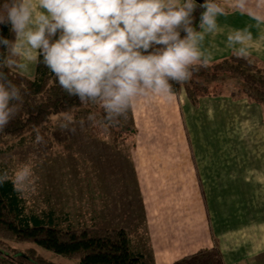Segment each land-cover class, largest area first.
I'll use <instances>...</instances> for the list:
<instances>
[{
	"label": "clouds",
	"instance_id": "9594fccd",
	"mask_svg": "<svg viewBox=\"0 0 264 264\" xmlns=\"http://www.w3.org/2000/svg\"><path fill=\"white\" fill-rule=\"evenodd\" d=\"M230 6L248 11V0H232ZM225 15L218 0H0V132L24 102L22 87L9 76L29 68L21 57L31 60L38 53L69 97L102 109L100 118L90 112L88 122L116 127L140 98L171 100L175 86L209 66L203 43ZM250 15L264 23V0ZM250 39L243 29L228 35L237 59H249ZM76 123L65 113L59 127L75 132ZM34 142H45L39 131ZM8 182L21 198L35 192L31 163L11 174L0 171V185Z\"/></svg>",
	"mask_w": 264,
	"mask_h": 264
},
{
	"label": "rangeland",
	"instance_id": "374dc122",
	"mask_svg": "<svg viewBox=\"0 0 264 264\" xmlns=\"http://www.w3.org/2000/svg\"><path fill=\"white\" fill-rule=\"evenodd\" d=\"M218 2L226 10H235L230 6L232 0ZM233 13L230 12L226 18L229 24L248 20V17ZM248 52L252 62L264 68V57L250 50ZM33 55L36 58L31 60L26 55L21 57L29 64V68L23 73L29 78H33L36 72L38 53ZM222 62L209 61L207 68L192 77V80L206 85L209 90L216 92V96L221 97L204 100L199 109H194L189 104L186 92L171 100L164 97L140 98L136 107L122 118L124 122L137 128L138 139L131 136L130 139L125 138V141L115 142L110 136L94 135V124L87 121V116L90 112H95L98 118L99 115L94 107L88 106L74 117L77 121L75 132L61 130L59 124L62 117H57L54 119L52 132L43 135L44 143L36 144L34 135L21 144L15 143L10 152L0 154V169H6L11 174L19 165L31 163L36 177L35 192L24 196L30 211L38 214L53 211L54 219H58L64 229L100 228L105 223L112 227H126L135 243L133 248L144 253L146 263L150 264L147 260L150 255L149 247L144 241L147 235L137 189L138 179L132 160L136 145H142V138L154 145L160 143L165 152L189 151L191 144L188 139L192 138L193 151L198 149L202 156L199 169L206 178L205 154L214 156V167L217 161H221L226 169L222 159L229 145L217 143V138L224 136L223 132L227 134L225 138L233 140L229 141L232 150L236 149L241 154L253 149L242 148L240 140L253 144L258 141L257 138L260 140L264 136V106L247 101L236 102L231 97L241 87V83H237L240 82L239 75L230 72L225 77L220 75L216 77V81H211L213 79L210 74L216 67L224 69ZM220 73L222 72L218 71ZM80 120H84L83 126L79 124ZM210 140L214 142L210 143ZM211 144H214L212 148ZM257 153L254 161L247 159L244 186L240 178L241 172H235L233 163L229 162L227 165L233 176L237 174L240 190H245L241 200L253 214L264 212V152ZM221 170L222 168H218L214 173L222 172ZM259 181L260 184H257ZM215 192L222 194L220 190ZM137 236H141V244H146L139 246ZM44 253L54 261L80 264L78 260L51 252ZM228 262L233 264L230 260Z\"/></svg>",
	"mask_w": 264,
	"mask_h": 264
},
{
	"label": "crops",
	"instance_id": "0c3cea01",
	"mask_svg": "<svg viewBox=\"0 0 264 264\" xmlns=\"http://www.w3.org/2000/svg\"><path fill=\"white\" fill-rule=\"evenodd\" d=\"M258 3L259 0H248V11L227 9V15L218 18L217 31L208 34L203 43V51L210 62L216 63L233 56L235 48L229 46L227 37L239 29L247 30L251 34V39L246 41L247 50L264 57V23L258 24L250 15V11L256 9ZM230 12L248 17V20L229 24L226 18ZM182 93L173 97H180ZM210 98L221 97L203 98L198 107L193 106L187 99L194 109H199L204 100ZM232 98L236 102L250 103L245 98ZM222 134L224 136L217 138V143L223 145L224 142L229 145L222 159L226 169L221 161H217L214 167V156L205 154V170L208 175L206 178L199 169L202 156L198 149L193 151L192 138L188 139L191 144L189 151L185 148L186 151L165 152L160 143H147L145 138H142L141 146L136 145L132 160L138 179L137 189L147 235L144 241L149 247L150 255L147 260L150 264H177L203 249L213 248L221 251L224 264H229L228 260L233 264H264V212L253 214L248 211V206L241 200L245 190H240L237 174L233 176L227 167L229 162L233 163L235 172H241L240 178L244 186L243 176L248 169L247 159L254 161L258 151L264 152V136L260 140L257 138L258 141L253 144L240 140L242 148L253 149L241 154L236 149L232 150L229 141L233 140L225 138L227 134L224 132ZM211 142L214 141L210 140ZM213 146L214 144H211V148ZM218 168H222V172L215 174L214 171ZM257 184H260V181ZM215 190H220L222 194L216 193L217 191L214 193ZM105 224L100 228L125 229L128 233L126 227ZM129 238L133 246L135 243L130 235ZM136 238L139 246L145 243L141 244V236ZM142 254L144 263L148 264L145 254Z\"/></svg>",
	"mask_w": 264,
	"mask_h": 264
},
{
	"label": "trees",
	"instance_id": "16d2710c",
	"mask_svg": "<svg viewBox=\"0 0 264 264\" xmlns=\"http://www.w3.org/2000/svg\"><path fill=\"white\" fill-rule=\"evenodd\" d=\"M199 2V1H198ZM8 35L7 28L3 29ZM224 69L216 67L209 76L216 77L233 73L239 75L241 87L231 94L245 98L251 103L264 106V68L252 62L231 56L222 62ZM222 72L218 74V71ZM229 75V74H228ZM10 78L22 87L24 102L16 118L0 132V154L10 152L14 144H21L37 131L42 135L52 132L54 119L71 113L77 117L80 110L92 106L102 117V109L93 104H81L69 97L59 86L55 76L40 62L38 56L33 78L9 72ZM186 92L195 107L203 98L216 96L199 81L190 80L174 87V95ZM214 92V93H213ZM94 135L110 136L115 142L135 139L137 128L122 119L116 127L94 124ZM124 136V137H122ZM2 171V169H0ZM54 212L38 214L30 211L26 200L13 190L11 182L0 185V264H65L50 259L44 252L78 260L80 264H145L144 255L136 251L125 229L79 228L64 229L54 219ZM177 264H224L219 249L201 250Z\"/></svg>",
	"mask_w": 264,
	"mask_h": 264
},
{
	"label": "water",
	"instance_id": "95a60500",
	"mask_svg": "<svg viewBox=\"0 0 264 264\" xmlns=\"http://www.w3.org/2000/svg\"><path fill=\"white\" fill-rule=\"evenodd\" d=\"M199 2H203V0H198Z\"/></svg>",
	"mask_w": 264,
	"mask_h": 264
}]
</instances>
